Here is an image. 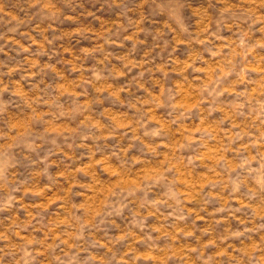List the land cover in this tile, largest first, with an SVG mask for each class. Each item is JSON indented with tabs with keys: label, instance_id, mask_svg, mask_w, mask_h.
Segmentation results:
<instances>
[{
	"label": "clouds",
	"instance_id": "9594fccd",
	"mask_svg": "<svg viewBox=\"0 0 264 264\" xmlns=\"http://www.w3.org/2000/svg\"><path fill=\"white\" fill-rule=\"evenodd\" d=\"M0 264H264V0H0Z\"/></svg>",
	"mask_w": 264,
	"mask_h": 264
},
{
	"label": "rangeland",
	"instance_id": "374dc122",
	"mask_svg": "<svg viewBox=\"0 0 264 264\" xmlns=\"http://www.w3.org/2000/svg\"><path fill=\"white\" fill-rule=\"evenodd\" d=\"M185 95L188 96V95H191V93L185 90ZM184 127L187 128V125H185ZM197 127H199V124H197ZM176 135H179V130L177 131ZM131 179L134 180L135 178L133 177ZM54 199H55V193L53 192L52 194L48 196V202L51 203Z\"/></svg>",
	"mask_w": 264,
	"mask_h": 264
}]
</instances>
